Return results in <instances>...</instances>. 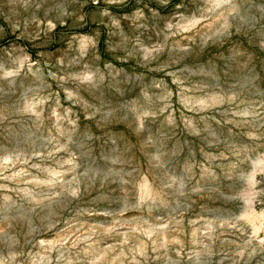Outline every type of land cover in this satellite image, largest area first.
<instances>
[{"label":"rangeland","instance_id":"rangeland-1","mask_svg":"<svg viewBox=\"0 0 264 264\" xmlns=\"http://www.w3.org/2000/svg\"><path fill=\"white\" fill-rule=\"evenodd\" d=\"M0 264H264V0H0Z\"/></svg>","mask_w":264,"mask_h":264}]
</instances>
